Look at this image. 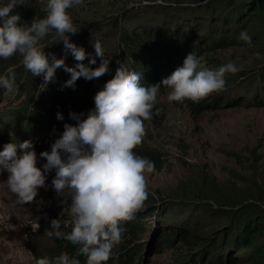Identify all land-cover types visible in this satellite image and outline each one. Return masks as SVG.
I'll use <instances>...</instances> for the list:
<instances>
[{
  "label": "rangeland",
  "instance_id": "obj_1",
  "mask_svg": "<svg viewBox=\"0 0 264 264\" xmlns=\"http://www.w3.org/2000/svg\"><path fill=\"white\" fill-rule=\"evenodd\" d=\"M235 2L83 0L81 5L68 9L70 15L73 13L79 19L98 23L105 17L111 20L116 17L128 29L134 28L147 35L148 41L167 30L184 29L180 40L172 39L183 52L178 53L177 65L166 67L170 75L183 66L189 51L209 69L229 62L238 68L236 73L226 74L224 90L197 102H169L167 94L170 90H159L158 117L144 122L146 134L143 142L134 149L138 156L151 154L159 159L154 163L155 171L145 174L148 198L143 207L154 208L155 213L143 218L148 229L136 241L139 264H178L183 258H191L190 264H203L206 257H210L207 254L202 259L197 258L204 245L211 240L223 244L234 225L264 216V12L239 21L251 11L248 5ZM97 27L100 29L91 32V38L101 43L106 58L113 61L117 53V28L112 22L106 24L105 20ZM244 30L251 36V44L240 40L239 34ZM90 47L91 43L87 44L85 52ZM52 52L56 57L62 56L61 59H72V54L63 48ZM96 59L98 67L100 58ZM86 62L87 59L82 63L86 65ZM109 73L110 66L104 76L87 80L84 89L72 88L65 96L66 108L48 107L47 115L38 117L46 123V129H41L40 139L33 134L28 140L37 153L38 167L42 168L46 163L39 154L51 151V145L63 133L64 125L76 126L77 121L70 118V111L77 107V115L83 114L80 117L83 120L94 110V89L103 85ZM7 75L8 70L0 72V77ZM24 90L22 77L15 80L11 92L0 86V151L5 143L27 140V137L20 141L11 136L23 130V120H14L24 117L25 112L21 110L30 108V117L42 110L36 102L37 96L30 97L32 94H25ZM14 112L19 114L13 117ZM58 113L63 115V120L57 119ZM27 118L26 115L24 120L28 121ZM32 120L29 119L28 126L35 124ZM8 175L7 171L0 174V264H35L40 258L53 260L54 236H47V231L38 223L46 225L53 218H70V201L63 203L64 198L57 195L51 184L55 170L46 173V187L38 189L35 201L25 205L16 203L15 194L7 186ZM173 226L176 227L174 230ZM179 228L190 236L191 247L175 235ZM164 237L172 238L176 245L171 246ZM198 237L207 241L196 245L194 241ZM228 242L219 249L224 250L223 264H230V258L234 260L233 264H259L250 258L251 248L243 250ZM260 244L264 245V238Z\"/></svg>",
  "mask_w": 264,
  "mask_h": 264
},
{
  "label": "clouds",
  "instance_id": "obj_2",
  "mask_svg": "<svg viewBox=\"0 0 264 264\" xmlns=\"http://www.w3.org/2000/svg\"><path fill=\"white\" fill-rule=\"evenodd\" d=\"M83 0H47L43 18H33L30 23L21 24V16L13 14L14 9L23 6L24 0H9L0 6V58L9 59L19 53L24 67L35 77L43 78L47 86L54 80L56 69L64 67L70 75L63 87L75 89L80 78L91 81L109 72L111 59L104 53L101 43H94L95 56L86 54L82 46L70 42L77 34L68 9L79 6ZM147 3V0H145ZM195 6V5H193ZM55 33L77 63L65 66L64 59L55 54H46L40 41L50 33ZM240 40L251 44L252 38L246 30L239 34ZM51 55V62L49 59ZM89 59V65L82 63ZM233 62L216 69L203 66L194 53H189L182 67L176 68L167 78L149 86L141 85V74L130 70L125 63H119L112 79L108 80L95 97L94 110L86 119L83 114L70 113L77 121L76 126L65 124L61 136L51 145V151H43L40 159L46 160L38 167V157L31 141L9 142L0 151V174L8 172L7 186L16 196V203L30 204L38 196V189L46 187L47 176L55 170L51 184L63 203L70 201V218L63 221L69 233L61 232V222L53 219L47 236H55L79 245L75 255L61 253L53 260L40 258L35 264H107L113 258V249L122 242L123 223L134 219V213L143 207L148 198L146 173L155 171V164L146 157L135 154L134 149L143 142L146 134L144 122L152 118L161 86L169 89V102L192 100L197 102L225 89L226 74L236 73ZM15 82L13 68L8 76L0 77V86L11 92ZM58 120L63 115L57 114ZM28 128L11 136L20 141L33 134L37 140L42 131ZM11 123L7 125L8 132ZM18 133H21L20 135Z\"/></svg>",
  "mask_w": 264,
  "mask_h": 264
},
{
  "label": "trees",
  "instance_id": "obj_3",
  "mask_svg": "<svg viewBox=\"0 0 264 264\" xmlns=\"http://www.w3.org/2000/svg\"><path fill=\"white\" fill-rule=\"evenodd\" d=\"M232 3L235 1H239L241 4L239 5H248L249 10L251 13L245 14L244 16H241L239 21H245L246 16H250L252 14H255L257 12H264V0H227ZM9 2V0H0V6L6 5ZM47 3V0H24L23 6H18L16 9H14L13 14H19L21 16V24L24 23H30L33 18H43L45 13L43 11L45 5ZM236 3V2H235ZM124 10V9H123ZM168 12L165 11L164 13ZM74 26L77 29V34L72 35L70 37V42L77 44V46H82L84 49L87 44L91 43V47L88 51H86V54L95 56V49H94V42L97 41L95 39H92L91 32L96 33L100 28L97 27V25L105 20V23H111L112 25L117 28V53H115V59L110 62V73L107 75V78H104L103 85L101 84L98 86L97 89H94V96L96 93L101 90L104 86V83L108 80L112 79L115 75L116 69L119 67V63H125L126 66L130 70H135L136 72L141 74V85L142 86H149L154 83H159L162 78H167L170 76L168 70L166 67H169L170 64H176L177 65V57L180 56L183 52V48L180 47L179 44H175L172 39L180 40V36H182V30L184 29H176L173 32H170V30L165 31V33L161 35H157V38L152 41L147 40V35H142V33H138L136 29H128L127 26H123L121 22L119 23L116 17L111 20L108 17H105L103 20L100 21H89L84 19H79L78 15H74L71 13ZM126 19V16L123 18V20ZM147 33V32H145ZM156 35V34H155ZM154 35V36H155ZM150 36V35H149ZM161 37V38H160ZM150 42V43H148ZM182 43V42H181ZM40 46L42 49H44V52L46 54H53L52 51H60L62 48L64 49L63 43L60 41L59 37H56L55 33H50L46 37H44L40 41ZM158 46L160 47L159 50H157ZM182 46V45H181ZM180 55H179V54ZM191 53V51H189ZM56 58H62V56H57ZM49 59L51 62V55H49ZM87 62L86 66H90L92 68L96 67L95 65H89V59L86 57ZM85 59V60H86ZM65 66L67 67H74L77 63H81L75 60L74 56L72 55V59L70 60L68 57L64 58ZM10 67L13 68L14 74H15V80H19V78L22 77V80L25 81V90L23 93H30V97L37 96L36 102L40 104L42 110L38 113H32V116L30 117V113L32 110L29 108L27 110L23 109L22 112H25V115L23 118H14V120H23L24 123V129L29 123V119H33L32 121H36L34 125L29 124V129L34 130L37 125H40V129H46V123L44 121L38 119V117L42 116L41 118L45 117L47 114L46 109L48 107L52 108H58V107H65V96L68 95L67 93H70L72 88H65L63 87L64 83L70 79V75L65 72L64 67H60L56 69L54 80L49 83L47 86L43 85V78L42 77H35L32 75L30 71H28L24 65H23V58L20 56L19 53L13 55L9 59L5 60L0 58V72H3L5 70H8ZM8 76V75H7ZM80 78L76 82V87H82L85 88V84L87 80H81ZM167 89L164 86H161L160 90ZM16 90V89H15ZM25 93V94H26ZM25 94H22L23 96ZM26 96V95H25ZM94 100V98H93ZM26 102V101H25ZM34 105V103L32 104ZM158 105H155L152 111V118L151 119H157L158 114ZM19 112V111H18ZM18 112H14L11 115L15 117ZM29 113V114H28ZM70 113H78L77 107L75 109L71 110ZM26 115L28 116L27 120H24L26 118ZM46 119V118H45ZM45 124V126H44ZM13 137V136H12ZM31 136L27 137V140L31 139ZM52 139V138H51ZM142 154V153H141ZM142 156L150 159L155 163V161H158L159 159L155 158L153 155H144ZM138 213H134V219H132L129 222L123 223L121 227L124 228L123 232V238L122 242L118 244L113 249V258L110 259L107 264H139L138 257L139 252V244H136L137 239L140 237V235L145 232L148 228H146L143 224V218L155 213L154 208L150 207H142L139 210H137ZM55 219V218H53ZM52 219V220H53ZM61 222V228L59 229L61 232L69 233L71 231V228H64L63 227V221L60 218H57ZM51 222V221H50ZM50 222L43 224L38 223L40 228H44V230L50 231L52 230L50 228ZM43 224V226H42ZM240 224V225H239ZM237 224V226L234 225V228L231 229L229 232H227V235L225 237V240H223V244H227L230 242H233L236 246H239L240 249H249L251 248L253 251L251 252L250 258L252 260H255L259 264H264V245L260 244V240L264 238V216L256 217L253 220L247 219L244 222H241ZM176 227L173 226L174 230ZM235 232V233H234ZM163 233H170V231H163ZM234 233V234H233ZM175 235L178 236V238L183 239V242L186 246H190L193 244L189 240V235H187L183 229L179 228ZM231 235V237H230ZM233 235V236H232ZM166 238V241L169 242L171 246H175L174 241L172 238L164 237ZM179 239V240H180ZM199 239V240H198ZM198 241H194L196 245H200L201 243L206 242L207 240L205 238L198 237ZM54 257H58L61 253H67L70 257L75 255V252L79 245H72L69 241L63 239V238H57L54 236ZM222 242L213 241L211 240L209 244L204 245V247L201 249L197 254V258H203L207 254L210 255V257H206V260L203 264H223L222 260V254L223 251H219L220 247L224 246ZM191 247V246H190ZM213 251V252H212ZM191 253V252H189ZM214 255H217V258L214 259ZM192 257L193 253H192ZM78 259L81 261V264H85L86 258L84 256L78 257ZM191 259V258H190ZM187 260V258H183L179 260L178 264H190L191 261ZM231 263L233 264L234 260L230 258Z\"/></svg>",
  "mask_w": 264,
  "mask_h": 264
}]
</instances>
